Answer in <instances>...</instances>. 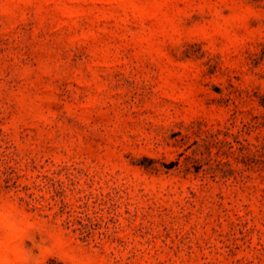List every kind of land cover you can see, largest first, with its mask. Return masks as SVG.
I'll return each instance as SVG.
<instances>
[{
    "label": "rangeland",
    "instance_id": "obj_1",
    "mask_svg": "<svg viewBox=\"0 0 264 264\" xmlns=\"http://www.w3.org/2000/svg\"><path fill=\"white\" fill-rule=\"evenodd\" d=\"M0 0V260L264 264V0ZM31 227H27V226Z\"/></svg>",
    "mask_w": 264,
    "mask_h": 264
},
{
    "label": "clouds",
    "instance_id": "obj_2",
    "mask_svg": "<svg viewBox=\"0 0 264 264\" xmlns=\"http://www.w3.org/2000/svg\"><path fill=\"white\" fill-rule=\"evenodd\" d=\"M20 7L23 6V0H21V3L19 5ZM13 216V211L11 206H8L2 210H0V222H4L8 225L9 229L14 231H25L26 226L23 224H17L15 221H13L11 218ZM27 227H31L30 225ZM0 264H29L27 261V258L17 253L15 255L14 259H2L0 260ZM31 264H39L38 260L31 261ZM72 264H94L93 259H86L83 261H74Z\"/></svg>",
    "mask_w": 264,
    "mask_h": 264
}]
</instances>
